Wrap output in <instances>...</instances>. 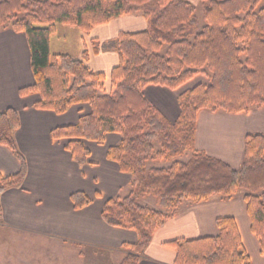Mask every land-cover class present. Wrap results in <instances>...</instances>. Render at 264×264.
<instances>
[{
    "label": "trees",
    "instance_id": "obj_1",
    "mask_svg": "<svg viewBox=\"0 0 264 264\" xmlns=\"http://www.w3.org/2000/svg\"><path fill=\"white\" fill-rule=\"evenodd\" d=\"M260 1L210 0L203 4L200 30L194 5L183 0L0 1V30L24 34L29 49L34 82L20 93H37L40 99L35 107L56 114L76 104L90 107L76 124L53 129L51 139L66 140L64 148L83 164L89 155L84 141L102 144L106 134L120 136L107 158L131 176L130 191L108 199L101 212L109 226L137 235L134 243L123 245L126 254L120 264H138L153 233L184 201L230 199L239 191H243L250 230L264 255V134L245 137L238 170L194 147L200 110L238 114L251 107L264 108V8L256 10ZM138 12L146 29L118 32L113 40L118 64L108 76L91 71L85 54L77 60L50 52L56 24L87 34L114 18ZM198 74L207 75L210 82L179 95L180 111L173 122L142 93L148 85L175 90ZM18 128L17 111L0 110V145L21 164L18 174L0 176V196L19 186L25 176L14 137ZM154 141L160 148L158 159H172L187 150L192 155L185 163L146 170ZM145 196L154 198L157 209L141 204L139 199ZM70 200L75 210L91 203L83 192L72 193ZM215 225L214 237L166 242L175 252L174 264H251L235 220L220 217Z\"/></svg>",
    "mask_w": 264,
    "mask_h": 264
},
{
    "label": "crops",
    "instance_id": "obj_2",
    "mask_svg": "<svg viewBox=\"0 0 264 264\" xmlns=\"http://www.w3.org/2000/svg\"><path fill=\"white\" fill-rule=\"evenodd\" d=\"M97 28L101 32L94 35ZM145 29L141 13L114 18L88 34L76 27L56 24L49 40L50 52L77 60L85 54V64L91 71L108 76L118 64V54L116 50H103V42L114 40L120 31ZM68 32L74 39L70 50L55 47L56 39L65 40ZM104 32L107 34L103 35ZM33 82L25 35L10 28L1 29L0 110L11 108L18 113L19 128L14 137L24 159L25 176L19 186L1 194L0 225L46 239L52 247H61L72 259L84 264H120L126 254L123 245L134 243L137 235L132 230L109 226L101 216L108 199L124 197L130 191L131 176L107 158L108 149L119 143L120 136L106 134L102 144L84 141L89 155L85 163L78 164L64 148L66 140L54 141L50 133L57 127L76 124L81 115L90 112V107L76 104L61 114L36 108L40 99L37 93H20ZM249 134H264V108L251 107L238 114L200 110L194 147L238 170ZM20 169L16 156L0 145V176L16 175ZM75 192L85 193L91 203L75 210L70 200ZM151 203L149 199L141 201L142 205L156 209ZM220 217L235 220L251 264H264V255L250 230L243 192L230 199L212 196L202 202L184 201L153 233L138 264H174L175 252L165 243L179 238L214 237L218 234L215 220Z\"/></svg>",
    "mask_w": 264,
    "mask_h": 264
},
{
    "label": "rangeland",
    "instance_id": "obj_3",
    "mask_svg": "<svg viewBox=\"0 0 264 264\" xmlns=\"http://www.w3.org/2000/svg\"><path fill=\"white\" fill-rule=\"evenodd\" d=\"M183 1H188L194 5L195 16L198 21L197 28L200 30L204 26L202 7L204 3H208L210 0ZM262 8H264V0H261L257 4L256 10ZM99 30L101 29H95V31H93L94 35L101 32ZM105 34L107 33L104 32L103 35ZM73 40V36H71L68 32V34L65 35V40L63 38L56 39L55 47L59 46L60 50H70ZM93 42L95 43V41ZM102 45L103 50H115V42L113 40L108 39L103 42ZM209 82L210 80L207 75L198 74L175 90L161 86L148 85L143 88L142 93L151 105L157 107L171 122H173L180 111L178 101L179 95L199 83L208 84ZM105 84L106 90H108V81ZM153 145L154 151L144 163L146 170L150 168H168L173 162L185 163L192 155V150H187L183 155L172 159L165 158L164 156L163 158L158 159L156 153L160 151L159 145L156 141L153 142ZM239 192L242 193L243 191ZM148 199L152 202L151 204L155 205L154 208L157 209L154 198L145 196L140 197L139 200L140 202H144V200ZM1 220L2 219H0V221ZM0 264H84V262L78 260L77 258L72 259L70 255L62 250L61 247H52L46 239L38 238L33 234H24L22 232L12 231L0 225Z\"/></svg>",
    "mask_w": 264,
    "mask_h": 264
}]
</instances>
